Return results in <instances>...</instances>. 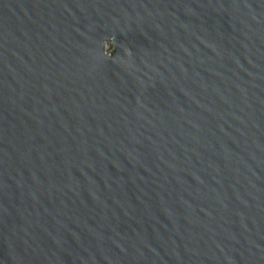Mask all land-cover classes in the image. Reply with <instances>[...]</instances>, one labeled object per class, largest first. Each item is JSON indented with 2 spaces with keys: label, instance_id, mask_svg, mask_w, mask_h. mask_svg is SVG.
<instances>
[{
  "label": "water",
  "instance_id": "obj_1",
  "mask_svg": "<svg viewBox=\"0 0 264 264\" xmlns=\"http://www.w3.org/2000/svg\"><path fill=\"white\" fill-rule=\"evenodd\" d=\"M0 264H264V0H0Z\"/></svg>",
  "mask_w": 264,
  "mask_h": 264
}]
</instances>
